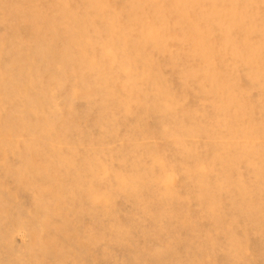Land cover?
I'll return each instance as SVG.
<instances>
[{
    "label": "bare ground",
    "instance_id": "obj_1",
    "mask_svg": "<svg viewBox=\"0 0 264 264\" xmlns=\"http://www.w3.org/2000/svg\"><path fill=\"white\" fill-rule=\"evenodd\" d=\"M106 238L264 264V0H0V264Z\"/></svg>",
    "mask_w": 264,
    "mask_h": 264
},
{
    "label": "rangeland",
    "instance_id": "obj_2",
    "mask_svg": "<svg viewBox=\"0 0 264 264\" xmlns=\"http://www.w3.org/2000/svg\"><path fill=\"white\" fill-rule=\"evenodd\" d=\"M133 113H131V116L130 118L128 119V123H133L135 124V121L137 122V118H136V109H133L132 110ZM135 115V117H134ZM135 118V119H134ZM131 119V120H130ZM149 119V122H152L151 119L152 117L148 118ZM146 119V121L148 120ZM135 120V121H134ZM133 121V122H132ZM119 145V144H117ZM13 159H11L12 161ZM7 198V197H6ZM19 201H21L20 203L25 206V207H30V204H31V198H30V194L28 192H23L21 194H19V198H18ZM119 207H121L122 205H125L123 203V201L119 200V203H118ZM89 218L86 217L82 220V223L83 224H86L89 222ZM104 225H111L112 223L109 221H111L110 218H104ZM86 222V223H85ZM23 230V231H22ZM22 230H18L17 234H15L12 239H11V245H12V248L15 249V251H19L21 250V248H23L24 245L27 246L28 249H30V245L29 244V238L27 236L28 232L26 233V231H24V229ZM22 232V233H21ZM27 237V238H26ZM255 241V240H254ZM256 242V241H255ZM254 242V243H255ZM100 244V245H99ZM257 245H260L262 244L261 242H256ZM98 246L100 247L99 250H98ZM105 246V247H103ZM102 247V248H101ZM107 248V249H106ZM256 248V247H255ZM98 250V251H96ZM100 251V252H99ZM104 251H110L111 252V261H108V262H114V263H118V264H130V258H129V254L126 253L124 250H122V248L120 247H116V246H113L109 243V241L107 240V238L103 241H100L98 244H97V249L93 250V255L94 257L88 259V260H85L88 264H106L105 260L102 258V252ZM31 252H29L30 254ZM123 253V254H122ZM34 253L32 252L31 253V260H32V263L33 264H66L65 262H63L61 259L57 258L56 261L55 260H52V259H48L49 261H45L44 263H38L36 261V257L33 255ZM248 255V254H247ZM246 255L245 259H249L250 257L248 256H251V254H249L248 256ZM28 257V255H27ZM101 257V258H100ZM117 259V260H116ZM59 261V262H58ZM123 261V262H122ZM126 261V262H125ZM104 262V263H103ZM207 264H215L213 261H207ZM254 264V263H253ZM257 264H262V263H257Z\"/></svg>",
    "mask_w": 264,
    "mask_h": 264
}]
</instances>
